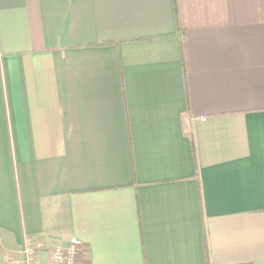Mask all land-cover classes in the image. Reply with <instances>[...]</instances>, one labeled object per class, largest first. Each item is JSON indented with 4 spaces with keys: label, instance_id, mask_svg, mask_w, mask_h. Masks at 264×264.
Segmentation results:
<instances>
[{
    "label": "crops",
    "instance_id": "1",
    "mask_svg": "<svg viewBox=\"0 0 264 264\" xmlns=\"http://www.w3.org/2000/svg\"><path fill=\"white\" fill-rule=\"evenodd\" d=\"M72 237L264 264V0H0V264Z\"/></svg>",
    "mask_w": 264,
    "mask_h": 264
},
{
    "label": "built area",
    "instance_id": "2",
    "mask_svg": "<svg viewBox=\"0 0 264 264\" xmlns=\"http://www.w3.org/2000/svg\"><path fill=\"white\" fill-rule=\"evenodd\" d=\"M83 242L75 237L69 239L67 246H56L48 249V258L45 264H78ZM47 251L43 243L31 244L27 239L23 248L22 264H36L40 252Z\"/></svg>",
    "mask_w": 264,
    "mask_h": 264
},
{
    "label": "trees",
    "instance_id": "3",
    "mask_svg": "<svg viewBox=\"0 0 264 264\" xmlns=\"http://www.w3.org/2000/svg\"><path fill=\"white\" fill-rule=\"evenodd\" d=\"M99 45H103V43L99 44Z\"/></svg>",
    "mask_w": 264,
    "mask_h": 264
}]
</instances>
